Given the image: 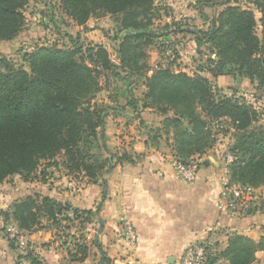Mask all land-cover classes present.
I'll return each instance as SVG.
<instances>
[{
	"label": "trees",
	"instance_id": "16d2710c",
	"mask_svg": "<svg viewBox=\"0 0 264 264\" xmlns=\"http://www.w3.org/2000/svg\"><path fill=\"white\" fill-rule=\"evenodd\" d=\"M27 2L0 0V41L13 40L21 32ZM156 2L59 0L64 14L77 25L103 15L119 23L117 63L101 44L39 45L22 54L25 67L0 58V183L12 175L32 180L41 162L45 167L60 164L69 174H82L96 183L112 166L129 161L125 153L109 151L99 142L108 109L94 99L101 90V75L107 72L129 80L128 105L134 112L151 107L167 114L164 128H172L173 149L181 162L211 148L215 138L210 125L227 121L234 130L230 181L253 188L264 185V128L257 124L259 113L236 97L220 95L213 81L219 75H235L264 82V0L252 1L259 17L235 0H199L206 6L224 5L210 18L208 29L196 35L215 49L216 59H209L206 66L212 79L176 72L169 66L157 67L147 75V48L158 36L151 28L158 11ZM137 84L145 87L141 101L131 91ZM182 119L190 124L189 130L180 126ZM68 211L72 218L66 215ZM1 214L24 231L38 227L42 218L64 229L62 221L77 219L85 223L93 216L91 210L70 208L40 194L15 201L9 212ZM79 241L75 243V256L80 254L77 260L82 261L87 246ZM209 249L208 264H216L218 257L226 261L218 264H252L256 251L264 252V235L254 240L234 232L218 256ZM101 262L109 264L104 256Z\"/></svg>",
	"mask_w": 264,
	"mask_h": 264
},
{
	"label": "crops",
	"instance_id": "0c3cea01",
	"mask_svg": "<svg viewBox=\"0 0 264 264\" xmlns=\"http://www.w3.org/2000/svg\"><path fill=\"white\" fill-rule=\"evenodd\" d=\"M156 5L159 24L154 18L151 25L158 35L151 44L155 62H147V75L157 67L169 66L176 72L212 79L206 66L209 59H216L215 49L196 35L208 29L210 18L224 5L206 6L199 0H157ZM249 5L254 6L252 2ZM92 19L97 17L89 18L84 25L72 22L83 28ZM31 34L25 24L16 38L0 41V46L17 41L26 44ZM230 78L219 75L213 81L221 88ZM133 87V97L141 101L145 87L141 85L139 93ZM128 88L129 82L114 91L115 98L103 95L99 100L102 104H96L108 109L99 142L109 151L125 153L129 161L115 164L96 183L82 174H69L60 164L40 165L36 176L24 182L29 185L27 189L21 184L8 187L7 180L0 183V217L15 201L40 194L70 208L91 210L90 222L62 221L65 228L57 229L42 218L38 227L24 231L18 241H11L0 229V264H103L101 256L109 264H175L190 244L204 242L218 256L234 232L254 240L264 235V185L254 189L242 213L219 209L227 169L219 147L214 145L203 154L191 155L184 162L194 158L199 161L195 179H181L175 169V162L180 160L173 149V131L164 128L167 114L151 107L134 112L128 105ZM181 121L187 123L180 126L189 130L188 121ZM66 215L72 218L70 211ZM125 221L134 232L132 242L125 233ZM79 238V243L87 246L82 261L77 260L80 254L75 256ZM218 263L226 261L218 257ZM252 264H264L263 251H256Z\"/></svg>",
	"mask_w": 264,
	"mask_h": 264
},
{
	"label": "rangeland",
	"instance_id": "374dc122",
	"mask_svg": "<svg viewBox=\"0 0 264 264\" xmlns=\"http://www.w3.org/2000/svg\"><path fill=\"white\" fill-rule=\"evenodd\" d=\"M235 1L239 5L242 4L243 6L251 8L254 7L249 5L253 0ZM254 11L256 16L259 17V13L256 10ZM23 13L25 16L26 29H31L32 33L28 39L29 41H27L26 44H22V42L17 41L11 42L6 46H0V58L5 57L6 59H9L16 66L25 67V64L22 60V54L30 52L35 49V47L44 44L49 45L54 43L61 47H76L82 45L85 47L88 44L97 43L106 46L109 49L108 51L111 57H114L115 55L116 37L120 35V26L111 16H99L97 17V20L92 19V23H90L89 26L78 28L64 14L60 7L59 0H28L27 4L23 8ZM158 18L159 16L156 15V23H158ZM86 32H89V34H85ZM257 33L260 34L259 28L257 29ZM147 50L146 61L153 65L155 62L152 52L154 50L153 45L149 46ZM117 62L118 59L116 58L115 63ZM230 76V81L222 83L221 88H219L216 84H214V87L217 89V91H219L220 95L226 94L228 97H236L238 100L254 107L259 113L257 124L264 128V82L259 83L256 80L250 82L247 78L241 79L239 76ZM128 82L129 80H124L110 73L104 72L100 78V85L101 90H105H100L96 94L94 101H97L96 103L101 105L102 103L99 102V100L104 99L106 95H114V91L119 90L124 86L126 87ZM140 87L141 85L137 84L133 88L139 93ZM106 90L110 92L107 94L105 92ZM103 95L104 97L102 98ZM186 123V121L180 122L182 126H186ZM210 126L215 138L213 146L216 145L219 147L221 150V155L225 159L226 154L231 153V148L234 142V130L227 121L213 122ZM61 159L62 157L60 156L57 157L56 160L59 162ZM42 164L43 162H41V165ZM12 176L6 179L7 183L9 184L8 187L14 186L16 184H21L23 189H27L26 187H29V185L24 183L25 181H23L18 175ZM6 237L14 241L7 235Z\"/></svg>",
	"mask_w": 264,
	"mask_h": 264
},
{
	"label": "built area",
	"instance_id": "2783aa9c",
	"mask_svg": "<svg viewBox=\"0 0 264 264\" xmlns=\"http://www.w3.org/2000/svg\"><path fill=\"white\" fill-rule=\"evenodd\" d=\"M111 59L115 62V55L111 57ZM234 159L235 156L232 153L226 154L225 160L227 161V169L222 181V190L219 196L218 207L221 210L231 213H242L248 206L249 197L255 188L230 181L228 176V165L231 164ZM198 162L199 161L195 158L187 162L176 161L175 169L177 175L185 181L194 180ZM124 227L128 240L132 242L134 239V232L127 221L124 222ZM0 229L13 240L18 241L24 236V230L19 229L14 222L8 221L3 217H0ZM207 247L208 245L204 242L188 245L175 264H208Z\"/></svg>",
	"mask_w": 264,
	"mask_h": 264
},
{
	"label": "water",
	"instance_id": "95a60500",
	"mask_svg": "<svg viewBox=\"0 0 264 264\" xmlns=\"http://www.w3.org/2000/svg\"><path fill=\"white\" fill-rule=\"evenodd\" d=\"M238 80H239V78H238Z\"/></svg>",
	"mask_w": 264,
	"mask_h": 264
}]
</instances>
